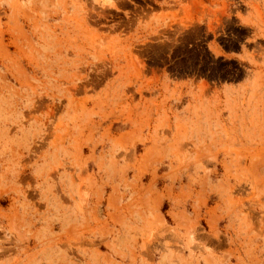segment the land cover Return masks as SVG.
<instances>
[{"label": "rangeland", "instance_id": "374dc122", "mask_svg": "<svg viewBox=\"0 0 264 264\" xmlns=\"http://www.w3.org/2000/svg\"><path fill=\"white\" fill-rule=\"evenodd\" d=\"M0 264H264V0H0Z\"/></svg>", "mask_w": 264, "mask_h": 264}]
</instances>
